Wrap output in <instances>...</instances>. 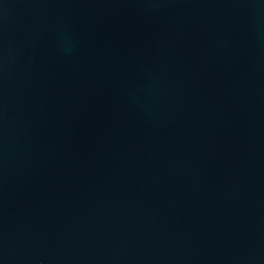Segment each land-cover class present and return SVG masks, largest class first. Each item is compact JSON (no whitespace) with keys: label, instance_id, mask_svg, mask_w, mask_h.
Instances as JSON below:
<instances>
[{"label":"water","instance_id":"water-1","mask_svg":"<svg viewBox=\"0 0 264 264\" xmlns=\"http://www.w3.org/2000/svg\"><path fill=\"white\" fill-rule=\"evenodd\" d=\"M0 264H264V0H0Z\"/></svg>","mask_w":264,"mask_h":264}]
</instances>
